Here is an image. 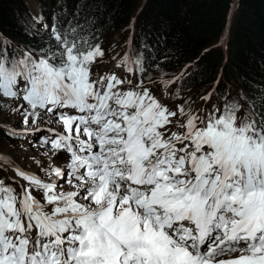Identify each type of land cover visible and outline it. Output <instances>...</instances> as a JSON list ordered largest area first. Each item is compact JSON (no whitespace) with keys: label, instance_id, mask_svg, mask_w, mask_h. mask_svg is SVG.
<instances>
[{"label":"snow or ice","instance_id":"snow-or-ice-1","mask_svg":"<svg viewBox=\"0 0 264 264\" xmlns=\"http://www.w3.org/2000/svg\"><path fill=\"white\" fill-rule=\"evenodd\" d=\"M85 24L0 45V118H22L0 132L49 125L39 173L0 154V264H264V91L196 106L172 91L183 72L155 81L143 54L98 72Z\"/></svg>","mask_w":264,"mask_h":264},{"label":"trees","instance_id":"trees-1","mask_svg":"<svg viewBox=\"0 0 264 264\" xmlns=\"http://www.w3.org/2000/svg\"><path fill=\"white\" fill-rule=\"evenodd\" d=\"M35 1L51 25L55 14H58L56 20L75 22L78 19L81 24L87 18L85 27H95L99 42L105 35L110 37L124 31L131 18L138 14L140 20L135 24L133 40L149 43L157 47L158 55L161 53L160 68L153 70L154 75L172 72L189 61H200L186 94L194 91L200 95L210 89L221 58L222 48L218 43L227 29L229 75L224 69L218 89L231 94L228 87L239 94L264 91V0H236L231 15L233 0ZM38 21L39 15L29 10L25 0H0V32L13 39L11 43L4 38L0 45L40 49L50 30L41 27ZM0 137L10 138L2 132Z\"/></svg>","mask_w":264,"mask_h":264},{"label":"rangeland","instance_id":"rangeland-1","mask_svg":"<svg viewBox=\"0 0 264 264\" xmlns=\"http://www.w3.org/2000/svg\"><path fill=\"white\" fill-rule=\"evenodd\" d=\"M25 5L26 6L28 5L29 10H36L38 8V3H36L35 0H25ZM235 7H236V0H233L231 8L229 10V14H230V12H231V14L234 12ZM36 13L38 15H41V13L39 11H37ZM138 20H140V16L138 14H136L129 21L128 26L126 27L127 28L126 31H125V29H126L125 28L124 31H117L114 34H112L113 35L112 38H111V36H110V38H108L109 36H107V35H105L104 37L107 38V40L109 41L110 44H116L118 48H122L125 45H128L129 42L131 41V39L133 40V38L135 36V34H133V33H135L136 29H137L135 24ZM4 38H5V40H8L11 43L13 42V39L9 38V36L7 34L0 32V41ZM227 38H228V30L226 29L224 31L223 38L221 39L220 46H218V47H221L223 49L224 54H225V51L227 49V45H226ZM141 45H145V44H141ZM10 50L13 52H22V50H26V49L25 48H10ZM160 55H161V53L159 51V55L157 56L156 60L152 63V66L155 65V63L157 62ZM220 55H221V53H220ZM210 58L212 59L213 56H211ZM222 59L223 58H220L219 63H221ZM196 60H193L192 62L196 63ZM189 62H191V61H189ZM199 64H200V62L198 63L197 68L199 67ZM213 66H214V64H213ZM183 69L186 70L188 73L187 76L185 77V81H184V84H186L188 78L190 77L191 71L193 70V65L192 64L185 65V66H183ZM177 70H179V69H177ZM177 70H175V71H177ZM164 71H166V70H164ZM175 71L174 72H165V73L163 72L159 75L152 74L151 76H152V78L159 77V79H161L162 76L173 77V76H177L180 74V73L174 74ZM217 73L220 75H223V69L221 67H218ZM217 73H215V75L218 77ZM214 78H215V76H213V79ZM215 82L222 83V81H216V80H215ZM229 85H231V83ZM228 88L233 92L234 96H239L238 92L235 89L230 88V87H228ZM189 92L190 93H188V94H182V96L184 98L191 97L193 99L194 95H195L194 91L193 92L189 91ZM14 106L15 105L13 104V107ZM21 120H22V118L19 117L18 114H11L10 110L6 108L3 110L2 118H0V128H4L7 125H11V126L16 127L18 129H22ZM37 123L38 124H45L43 121H38ZM45 125H47V124H45ZM29 132H25L24 135L13 138V139L6 138V137H0V154L8 156L11 159H14L18 165H20L22 168H24L25 170H27L29 172L39 173L40 169L37 166L36 161H40L44 166H47L48 158L43 155L45 148L41 147V144L39 141H37L35 139L33 141H29V139L27 138V135L29 134ZM8 175H13V173H9Z\"/></svg>","mask_w":264,"mask_h":264},{"label":"bare ground","instance_id":"bare-ground-1","mask_svg":"<svg viewBox=\"0 0 264 264\" xmlns=\"http://www.w3.org/2000/svg\"><path fill=\"white\" fill-rule=\"evenodd\" d=\"M43 28L46 29V30H50L51 27H50V26H47V28H46V27L44 26Z\"/></svg>","mask_w":264,"mask_h":264}]
</instances>
